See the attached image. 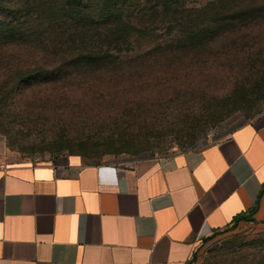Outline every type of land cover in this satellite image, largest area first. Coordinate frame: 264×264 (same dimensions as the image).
Wrapping results in <instances>:
<instances>
[{"label": "crops", "instance_id": "crops-1", "mask_svg": "<svg viewBox=\"0 0 264 264\" xmlns=\"http://www.w3.org/2000/svg\"><path fill=\"white\" fill-rule=\"evenodd\" d=\"M242 224L264 225V114L162 157L0 159V264H189Z\"/></svg>", "mask_w": 264, "mask_h": 264}, {"label": "rangeland", "instance_id": "rangeland-1", "mask_svg": "<svg viewBox=\"0 0 264 264\" xmlns=\"http://www.w3.org/2000/svg\"><path fill=\"white\" fill-rule=\"evenodd\" d=\"M185 1L200 7L208 0ZM200 59L197 71L181 66L177 78L135 76L121 82L125 89L93 83L66 92L62 102L46 87L0 94V159L36 163L78 154L101 164L162 157L205 147L264 114V56ZM189 264H264V225L242 224L200 240Z\"/></svg>", "mask_w": 264, "mask_h": 264}, {"label": "trees", "instance_id": "trees-1", "mask_svg": "<svg viewBox=\"0 0 264 264\" xmlns=\"http://www.w3.org/2000/svg\"><path fill=\"white\" fill-rule=\"evenodd\" d=\"M263 35L264 0H0V94L46 87L62 102L93 83L177 78L200 58L262 57Z\"/></svg>", "mask_w": 264, "mask_h": 264}]
</instances>
